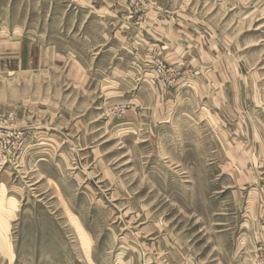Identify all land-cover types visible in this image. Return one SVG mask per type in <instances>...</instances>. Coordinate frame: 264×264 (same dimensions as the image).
Masks as SVG:
<instances>
[{
	"label": "rangeland",
	"instance_id": "obj_1",
	"mask_svg": "<svg viewBox=\"0 0 264 264\" xmlns=\"http://www.w3.org/2000/svg\"><path fill=\"white\" fill-rule=\"evenodd\" d=\"M263 239L264 0H0V264Z\"/></svg>",
	"mask_w": 264,
	"mask_h": 264
},
{
	"label": "built area",
	"instance_id": "obj_2",
	"mask_svg": "<svg viewBox=\"0 0 264 264\" xmlns=\"http://www.w3.org/2000/svg\"><path fill=\"white\" fill-rule=\"evenodd\" d=\"M256 264H264V253H260L259 255H257Z\"/></svg>",
	"mask_w": 264,
	"mask_h": 264
},
{
	"label": "crops",
	"instance_id": "obj_3",
	"mask_svg": "<svg viewBox=\"0 0 264 264\" xmlns=\"http://www.w3.org/2000/svg\"><path fill=\"white\" fill-rule=\"evenodd\" d=\"M263 240H264V239H263ZM263 240H262V241H263ZM261 248H262V247H261ZM254 249H255L254 252H257V250H256L257 248H254ZM262 249H264V248H262Z\"/></svg>",
	"mask_w": 264,
	"mask_h": 264
}]
</instances>
